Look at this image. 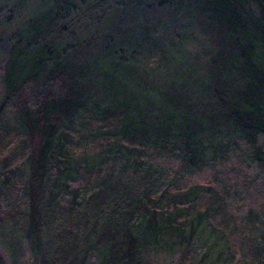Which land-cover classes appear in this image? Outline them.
I'll return each instance as SVG.
<instances>
[{
  "label": "trees",
  "instance_id": "obj_1",
  "mask_svg": "<svg viewBox=\"0 0 264 264\" xmlns=\"http://www.w3.org/2000/svg\"><path fill=\"white\" fill-rule=\"evenodd\" d=\"M0 2V264H264V0Z\"/></svg>",
  "mask_w": 264,
  "mask_h": 264
},
{
  "label": "rangeland",
  "instance_id": "obj_2",
  "mask_svg": "<svg viewBox=\"0 0 264 264\" xmlns=\"http://www.w3.org/2000/svg\"><path fill=\"white\" fill-rule=\"evenodd\" d=\"M0 4H4L5 3L3 2H0ZM37 11L36 9H33L31 6L30 7H26L24 10H23V13L18 15L17 17V20L16 21H13L9 26H6V29L11 31L13 29V27L17 26V21L18 20H21V18L23 19V23H26L27 24V21H32L35 19V16H37ZM4 14V11L0 12V16ZM39 16V15H38ZM1 30V29H0ZM1 32V31H0ZM37 39V37H36ZM34 39V40H36ZM6 45L5 47L3 45H0V70L3 68L4 66V60H5V54H6ZM49 92V90H48ZM29 94L26 95V99L27 101H31V103H33L34 101L36 100H39L43 95V90L41 89L40 86H38V88L34 87V89L32 91H29L28 92ZM46 93V92H45ZM12 143V142H10ZM229 169L231 168V166L228 167ZM242 173V172H241ZM208 175L206 172H204L202 175L198 176V177H201V178H197V177H194L192 180L195 181V180H198V182H202L201 180L204 178V176ZM243 176H247V179H243V182L244 180H247V181H254V177L255 176H250L251 174L248 172H245L243 174H241ZM243 176H241V179L243 178ZM197 178V179H196ZM240 183L238 185V187L240 188L239 190L242 191L241 194H243L244 196H246L247 198H249V195L246 191V189L249 187V185H245L244 183ZM231 185V184H229ZM260 188V186L256 185V188ZM261 190V189H259ZM252 199H253V202H255L256 204H264V196L262 194H256V195H253L252 196ZM227 210L231 213V214H236V216L238 217H241L242 215H244V213H246V204L245 203H238L236 201H230L229 204H228V207H227Z\"/></svg>",
  "mask_w": 264,
  "mask_h": 264
}]
</instances>
